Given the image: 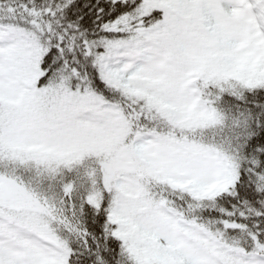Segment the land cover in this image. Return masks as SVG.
I'll use <instances>...</instances> for the list:
<instances>
[{
	"label": "snow or ice",
	"instance_id": "snow-or-ice-1",
	"mask_svg": "<svg viewBox=\"0 0 264 264\" xmlns=\"http://www.w3.org/2000/svg\"><path fill=\"white\" fill-rule=\"evenodd\" d=\"M0 264H264V0H0Z\"/></svg>",
	"mask_w": 264,
	"mask_h": 264
}]
</instances>
